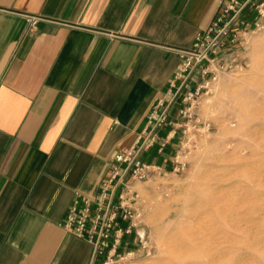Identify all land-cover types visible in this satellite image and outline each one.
<instances>
[{
	"label": "crops",
	"instance_id": "obj_1",
	"mask_svg": "<svg viewBox=\"0 0 264 264\" xmlns=\"http://www.w3.org/2000/svg\"><path fill=\"white\" fill-rule=\"evenodd\" d=\"M219 6L0 0V264H90L92 245L61 226L74 194H97L111 155L166 93L173 49L191 48ZM26 15L41 18L33 30ZM176 121L174 107L162 137ZM176 141L142 159L168 167Z\"/></svg>",
	"mask_w": 264,
	"mask_h": 264
},
{
	"label": "built area",
	"instance_id": "obj_2",
	"mask_svg": "<svg viewBox=\"0 0 264 264\" xmlns=\"http://www.w3.org/2000/svg\"><path fill=\"white\" fill-rule=\"evenodd\" d=\"M219 2L214 19L196 33L191 48L173 49L180 63L166 93L149 111L133 145L111 155L97 194H74L61 226L67 234L92 245L90 264H131L139 258L135 249H140L144 257L150 256L151 247L142 230L146 212L140 184L186 173L192 153L212 131L210 123L194 111L199 98L222 77L246 71L242 53L247 51L251 37L264 30V0ZM25 17L30 30L41 20L39 16ZM174 107L177 121L162 137L161 130ZM174 137L177 141L168 167L142 159L143 154L151 152L163 154L168 139Z\"/></svg>",
	"mask_w": 264,
	"mask_h": 264
},
{
	"label": "rangeland",
	"instance_id": "obj_3",
	"mask_svg": "<svg viewBox=\"0 0 264 264\" xmlns=\"http://www.w3.org/2000/svg\"><path fill=\"white\" fill-rule=\"evenodd\" d=\"M242 56L246 71L222 77L196 104V115L212 131L192 153L186 173L152 183L150 192L140 187L151 254L135 249L139 258L131 264L179 263L169 249L181 256L188 249L170 247L171 239L200 225H217L218 239L230 240L223 248L229 264L264 262V30ZM231 206L240 209L229 214Z\"/></svg>",
	"mask_w": 264,
	"mask_h": 264
},
{
	"label": "bare ground",
	"instance_id": "obj_4",
	"mask_svg": "<svg viewBox=\"0 0 264 264\" xmlns=\"http://www.w3.org/2000/svg\"><path fill=\"white\" fill-rule=\"evenodd\" d=\"M211 206H213L218 211H219V208L221 207L218 205V203H216L214 201H212ZM231 207L230 208L227 207L229 214H231L233 212L236 213L237 209H240V208H237L235 210L234 207H232V208ZM221 214H223V213H221ZM221 214L219 213L220 216H221ZM222 216H226V215L223 214ZM212 225H214V224H212ZM218 229H219V227L217 225H214V226H211V225L202 226V225H200V226H195V227L192 226L191 229L187 228V230L184 227L183 230H186V232H184L179 239H176V240L171 239L170 247L172 246V247L177 248L178 246H180V247L185 246V248L188 249V251L185 254H184V251H181L180 252V253H182V256H181L180 254L178 255L174 251V249H169L170 257L172 259H174L175 261H178L179 263H177V264H181L183 262L182 259H184L185 257H190L193 260L191 263H187V264H229V262H231V261L228 260L227 249H223V248L225 246L229 245L230 240L229 241L223 240V239H221L222 237H220L218 239V235H217V232H219ZM222 232H224V231H222ZM244 234L245 233L243 232V235ZM247 234H245L244 237ZM214 235H216V236H214ZM245 239H247V238H245ZM242 242H245V241L242 240ZM188 262H190V261H188ZM259 263L264 264V262L262 263L260 261H259Z\"/></svg>",
	"mask_w": 264,
	"mask_h": 264
}]
</instances>
